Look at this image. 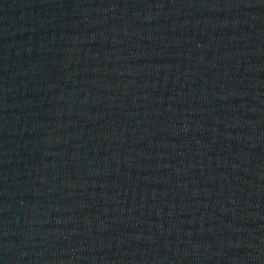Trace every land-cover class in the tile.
<instances>
[{"label": "water", "instance_id": "obj_1", "mask_svg": "<svg viewBox=\"0 0 264 264\" xmlns=\"http://www.w3.org/2000/svg\"><path fill=\"white\" fill-rule=\"evenodd\" d=\"M0 264H264V0H0Z\"/></svg>", "mask_w": 264, "mask_h": 264}]
</instances>
